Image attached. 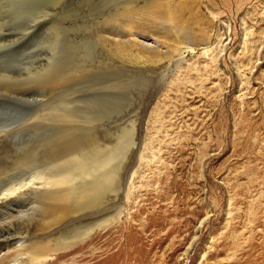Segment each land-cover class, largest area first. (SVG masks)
Here are the masks:
<instances>
[{
    "label": "rangeland",
    "instance_id": "1",
    "mask_svg": "<svg viewBox=\"0 0 264 264\" xmlns=\"http://www.w3.org/2000/svg\"><path fill=\"white\" fill-rule=\"evenodd\" d=\"M148 1L0 0V190L105 178L0 235L38 264H264V0H170L175 24Z\"/></svg>",
    "mask_w": 264,
    "mask_h": 264
},
{
    "label": "bare ground",
    "instance_id": "2",
    "mask_svg": "<svg viewBox=\"0 0 264 264\" xmlns=\"http://www.w3.org/2000/svg\"><path fill=\"white\" fill-rule=\"evenodd\" d=\"M143 6H148V7H146L143 10L144 11H148L149 12V17L151 19H153L156 23L158 22V18L161 19V16L163 15L164 17L169 18V21H168L169 23L175 24V20L177 18L176 9L174 7H171L170 0H149ZM136 7L137 6H132L128 10L124 11L122 13V15H120L121 16L120 18H123V19L120 20V18H119L118 20L119 21H126V20H128V18L131 19L133 14H134V11L136 10ZM173 26L174 25H170V27H173ZM77 153H79V152H77ZM75 156H77V155H75ZM80 157H82V156L79 155V157H75V158L79 159ZM69 160H67V161H69ZM75 161H73V164H74ZM80 161H82V159H80ZM83 162L81 163L78 160V163H76V162L75 163L77 164V166H78V164L81 165L80 167H78L79 169H82V167H83L82 170L85 169V171H86V169H87L86 164L88 165L89 162L88 161H87V163H85L86 161H83ZM70 164H72V162ZM89 165H91V163ZM89 165H88V167H89ZM99 165L103 166L100 163H99ZM80 171L81 170H79L78 172H80ZM90 171H91V169H90ZM74 173H76V172L74 171ZM74 173L71 172V174H73V175H74ZM81 173H84V172L82 171ZM89 173H91V172H89ZM85 174H87V173H85ZM68 176H69V174H68ZM68 176H65V174L63 176V174H62V177L60 176L59 178H55L53 180L52 179L51 180L50 179L46 180L47 178L45 179L43 177L45 179V181L41 180V179H37V178H29V179L27 178L26 180L22 179L23 181L21 180L18 183H16V182H15V184L13 183V185L9 184L11 186L8 185L9 187L7 186V188H5V189L3 188V190H0V213L6 214L10 218L14 217V216H17V215L20 216L19 213H21L23 211L21 207L25 206V205L21 204V202L23 201L22 200L23 197L25 199V198H28V197H25V196L28 195L29 193L31 194V193H34V192H46V191H49L51 189H54L55 187H59L62 184H68V183H70V186H71V188H69V190L67 189L68 188L67 186H66L67 187L66 188L65 185H62V186H64V189H66L68 191H66V190L62 191V189H61V191L59 190V192H57V194L53 193V194H50V196L56 194L57 198L60 200V201H58V199H57V202H59V203L63 202V205H65L64 202H66V201H62V200H67L68 199V202H69V197H70V200H71V196L70 195H72L73 193H76L78 195V198H77V200L75 202V204H77V205H75L76 207L77 206H82L84 204H87L86 206L95 204V202L98 199L97 195L100 194V190H98L96 188V186L99 183H103L105 178H98V179H96V178H82V180H81V182L79 184H73V182H71L72 180L69 181ZM79 176H81V175H79ZM73 179H75V178H73ZM2 187H0V188H2ZM57 190L58 189H56V191ZM31 195H34V194H31ZM73 195H75V194H73ZM54 196H52V197H54ZM30 197H32V196H30ZM30 197L28 199H30ZM52 197H50L49 199H52ZM72 198H74V197H72ZM54 199H56V198H54ZM54 201H56V200H54ZM23 202H25V201H23ZM26 203H27V201H26ZM61 205H62V203H61ZM86 206H84V207H86ZM48 207H50V206H48ZM59 208H61V207H59ZM49 209H51V208H49ZM65 210L62 211L61 209L60 210L58 209L57 211L62 213V212H66ZM51 211H53V210H51ZM57 211H56L55 214L58 213ZM22 213L24 215V214H26V211H25V213L24 212H22ZM50 213L47 212V217L49 219L53 217V216L51 217ZM60 213H58V214H60ZM3 214L0 215V216H3ZM15 214H17V215H15ZM56 216H54L55 219L57 218ZM59 217H61V216H59ZM22 218H24V217H22ZM18 219H19V217H18ZM45 219H46V217H45ZM49 219H47V220H49ZM4 220H6V219L4 218ZM16 222L18 223V221H16ZM16 222H15V224H16ZM17 228H15L16 229V233H12L13 229L11 228L10 224H8L6 229L7 230L12 229V232L11 231H9V232L7 231L6 234L3 232L0 235V264H38V263L46 262L48 259H50V257H52L51 256L52 253L50 252L51 248H49L48 246H42L44 241L35 242L33 244H31V243L30 244H26V241H27L26 233L21 232V230H20L19 233H17V230H18ZM88 234L89 233L85 232L86 236ZM25 253H28V255L27 254L24 255ZM7 259H9L10 261H8Z\"/></svg>",
    "mask_w": 264,
    "mask_h": 264
}]
</instances>
